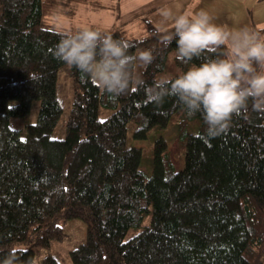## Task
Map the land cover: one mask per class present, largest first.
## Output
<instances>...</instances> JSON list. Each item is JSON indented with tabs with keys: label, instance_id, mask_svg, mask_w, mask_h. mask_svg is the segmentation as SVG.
I'll use <instances>...</instances> for the list:
<instances>
[{
	"label": "trees",
	"instance_id": "16d2710c",
	"mask_svg": "<svg viewBox=\"0 0 264 264\" xmlns=\"http://www.w3.org/2000/svg\"><path fill=\"white\" fill-rule=\"evenodd\" d=\"M56 0H0V264L9 252L18 264H264V111L252 107L233 116L222 135L209 138L201 114L197 134L179 137L184 166L176 170L163 137L153 145V171L141 169L142 148L155 126L165 127L185 110L176 97L159 101L151 85L159 72L176 77L204 58L185 64L175 41L165 45L164 29L150 14L140 18V37L128 35L130 20L114 27V39L130 53L151 50L147 66L137 63L144 85L112 97L70 68L73 97L64 137H51L64 113L58 78L64 65L55 55L65 29L44 26ZM144 23V25H143ZM252 30L264 34L253 23ZM75 31V30H74ZM39 101L40 114L25 127L16 123ZM101 106L114 112L98 117ZM186 111V110H185ZM151 219L146 223V217ZM79 219L86 238L63 250L65 222ZM131 228L138 232L127 237Z\"/></svg>",
	"mask_w": 264,
	"mask_h": 264
},
{
	"label": "clouds",
	"instance_id": "9594fccd",
	"mask_svg": "<svg viewBox=\"0 0 264 264\" xmlns=\"http://www.w3.org/2000/svg\"><path fill=\"white\" fill-rule=\"evenodd\" d=\"M162 23L173 22V30L164 29L165 45L175 41L177 59L185 64L201 60L205 53L227 52L218 58H204L191 63L176 77L161 76L151 85V93L163 101L173 96L188 115L201 114L205 135L215 138L227 132L233 116L252 102L256 110L264 111V35L249 28L231 30L213 22L209 12L174 15L171 8H162ZM130 45L114 39L98 27H83L61 33L55 55L70 68H76L90 78L102 92L112 97L141 87L144 81L134 71L137 63L147 66L153 52L145 49L130 53ZM18 253L9 252L2 264H18Z\"/></svg>",
	"mask_w": 264,
	"mask_h": 264
},
{
	"label": "rangeland",
	"instance_id": "374dc122",
	"mask_svg": "<svg viewBox=\"0 0 264 264\" xmlns=\"http://www.w3.org/2000/svg\"><path fill=\"white\" fill-rule=\"evenodd\" d=\"M108 0H56V3L48 9L45 18L44 26L51 29H65V30H77L83 27H98L104 31H111L115 26L109 23L110 14L97 7V4H102ZM219 1V4L217 3ZM214 9L221 8V11L211 13L214 18L213 22L218 25L225 26L231 30H237L236 28H230V22H224L229 19L231 15H235L240 11L244 12L246 7H249L253 13L252 21L258 28H264V0H214ZM174 15L184 14V12L175 10V6L171 7ZM157 10V9H155ZM154 10V12H155ZM208 10V9H207ZM212 11V10H208ZM152 13V12H151ZM145 15V14H144ZM144 15L134 19L130 24L126 26L128 35L132 37H140L142 35L143 26L140 24V18ZM241 16H245L242 13ZM151 19L159 21L160 23H153L155 28L168 27L173 23L169 20L167 23H162V17L160 12L153 15L150 14ZM220 17L222 19L220 20ZM246 18V17H245ZM248 17L245 20H240L241 28L247 26L253 27V23ZM249 24V25H248ZM144 25V23H143ZM239 28V29H241ZM252 29V28H251ZM264 35V34H263ZM169 70L159 72L156 76L158 80L161 76H167ZM58 88L61 100L64 106V113L54 131L51 134L52 138L61 139L64 137L67 114L69 113V105L73 97V82L70 76V67L64 65L60 71L58 78ZM114 109L112 107L101 106L99 108L98 117L100 119L108 118ZM40 108L39 101L33 102L30 112L23 118H21L17 124L13 125L22 132L25 133V127L31 123H35L39 119ZM200 121L198 117L188 115L185 110L176 112L169 123L165 127L155 126L149 130L146 139H133V131L138 127L136 123H130L129 125V145L142 148V160L141 169L146 175L151 176L153 171V145L156 139L163 137L169 143V150L171 153V159L175 165L176 170H180L184 166V158L181 152V146L179 144V137L182 133L197 134L199 132ZM151 219V215L146 217V223ZM138 228H131L127 234V237L135 235L138 232ZM87 226L85 222L79 219H72L65 222V237L63 244V250L69 253L72 249L77 247L86 238ZM49 251L43 248L37 250V256L35 264H42L41 259ZM63 264H72L70 256L64 255L62 258Z\"/></svg>",
	"mask_w": 264,
	"mask_h": 264
},
{
	"label": "crops",
	"instance_id": "0c3cea01",
	"mask_svg": "<svg viewBox=\"0 0 264 264\" xmlns=\"http://www.w3.org/2000/svg\"><path fill=\"white\" fill-rule=\"evenodd\" d=\"M213 1L214 0H108L96 6L110 14L109 23L116 27L124 22L134 20L151 10H153L151 13V15H153L161 12L162 8H171L173 5L175 6V10L190 14H195L202 9L209 12V14L221 11V8L214 9ZM228 1L229 0H225V2ZM217 3L219 4V1ZM207 9L212 11H208ZM242 13H245V16H241ZM250 13L253 12L249 7H246L244 12L240 11L235 13V15H231L227 21L225 19L224 22H230V28L239 29L242 27L240 20L242 21L249 17L251 20L250 23H253V18ZM221 19L222 17H220V20ZM153 22L160 23L159 21H155V19H153ZM171 25H173V23ZM246 28L251 29L252 27L247 26Z\"/></svg>",
	"mask_w": 264,
	"mask_h": 264
}]
</instances>
